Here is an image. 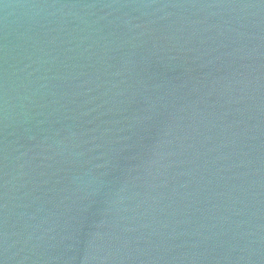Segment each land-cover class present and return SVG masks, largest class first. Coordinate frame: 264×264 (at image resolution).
I'll list each match as a JSON object with an SVG mask.
<instances>
[{
    "label": "water",
    "instance_id": "obj_1",
    "mask_svg": "<svg viewBox=\"0 0 264 264\" xmlns=\"http://www.w3.org/2000/svg\"><path fill=\"white\" fill-rule=\"evenodd\" d=\"M0 264H264V0H0Z\"/></svg>",
    "mask_w": 264,
    "mask_h": 264
}]
</instances>
